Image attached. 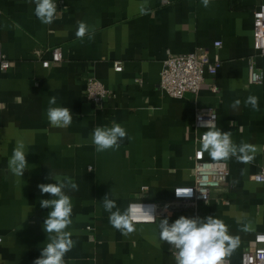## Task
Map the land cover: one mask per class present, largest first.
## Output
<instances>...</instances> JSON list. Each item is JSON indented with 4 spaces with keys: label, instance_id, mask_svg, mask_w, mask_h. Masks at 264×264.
I'll return each instance as SVG.
<instances>
[{
    "label": "crops",
    "instance_id": "crops-1",
    "mask_svg": "<svg viewBox=\"0 0 264 264\" xmlns=\"http://www.w3.org/2000/svg\"><path fill=\"white\" fill-rule=\"evenodd\" d=\"M56 2V18L45 25L30 0H0V57L10 62L6 71L0 65V264H32L39 257L50 209L40 207L39 201L49 196L38 185L68 178L78 191L65 190L73 204L66 230L74 241L65 264H176L171 245L159 238L158 219L133 223L136 230L124 236L110 224L101 200L112 189L117 208L129 217L131 202H169L177 187L192 186V158L201 148L195 117L209 109L217 112V128L230 131L234 144L256 149L249 153L254 158L248 164L234 157L221 160L230 171L226 186L213 190L195 211L173 207L169 222L181 215L219 218L229 235L239 237L225 259L241 264L242 254L264 233V184L252 180L264 168V83H249L250 59L264 72L253 36L254 11L264 0H209L207 7L202 0ZM81 21L91 39L76 37ZM219 41L221 49L215 47ZM53 49H61L63 62L45 68L43 61L51 60ZM198 50L220 55L217 74H205L197 96L170 97L160 87L167 53ZM115 63L123 71H116ZM90 78L99 80L112 99L103 105L90 102ZM249 95L259 98V111L245 106ZM52 96L55 106L72 110L70 126L49 123L46 109ZM236 99L241 104L232 108ZM113 123L124 127L127 137L118 150L97 153L94 128ZM18 139L28 151L23 177L8 169Z\"/></svg>",
    "mask_w": 264,
    "mask_h": 264
},
{
    "label": "clouds",
    "instance_id": "clouds-1",
    "mask_svg": "<svg viewBox=\"0 0 264 264\" xmlns=\"http://www.w3.org/2000/svg\"><path fill=\"white\" fill-rule=\"evenodd\" d=\"M35 4L34 14L37 19L45 25L51 24L56 18V0H30ZM205 7L209 0H202ZM76 37L83 40L86 35L91 39L88 25L85 22L78 23ZM241 104L239 99L232 102L231 107L237 108ZM245 106H250L254 111H259V98L249 95L244 101ZM46 116L53 127H68L72 123V110L57 105V97L52 96L48 100ZM197 124L201 128L208 129L203 133L201 151L207 152L213 161H227L232 157L239 163H251L256 149L247 143L236 145L231 140V132H223L216 128L210 120L203 119L202 114L197 115ZM127 137V132L120 124L113 123L112 126H97L92 133V143L97 153L109 149L118 150L121 142ZM28 151L23 140L18 139L8 160V169L16 177H23L28 170L26 156ZM221 165V169H223ZM245 170H241L243 175ZM49 180L51 175L49 173ZM238 181L233 180L235 185ZM38 188L42 195L48 194L49 198L39 201L42 209H50L47 217L43 220L42 229L46 233L45 247L40 249V255L34 259L32 264H65V255L74 247V241L70 238L71 233L66 229L72 224L73 204L66 191H78V185L70 178L57 180L55 183H41ZM177 197H191L193 190H175ZM112 189L105 194L101 202L109 215L110 224L122 235L127 236L134 232L135 226L130 222L127 213L122 214L116 206ZM145 216L156 221L157 205H142ZM113 209H116L113 211ZM164 211L167 216L158 219L159 238L162 242L171 245L176 264H224L227 256H230L239 244V237L228 234V229L222 220L215 216L186 217L181 215L173 222H169L171 212L165 205ZM245 230H247L245 228Z\"/></svg>",
    "mask_w": 264,
    "mask_h": 264
},
{
    "label": "built area",
    "instance_id": "built-area-1",
    "mask_svg": "<svg viewBox=\"0 0 264 264\" xmlns=\"http://www.w3.org/2000/svg\"><path fill=\"white\" fill-rule=\"evenodd\" d=\"M1 16V12H0ZM254 48L258 55L264 57V5L254 11ZM215 47L221 49L222 42H216ZM41 55L40 52H36ZM52 58L50 61H43V66L49 68L51 64L59 65L63 62V54L61 49H53L51 51ZM221 64L219 54L211 56L206 50H198L188 54L167 53V58L163 62V69L160 77V87L170 97L182 99L187 94L198 95L205 83V74L210 73L215 76ZM0 65L3 71L10 67V62L5 56L0 57ZM115 70L123 71L121 63H115ZM141 83V80H138ZM249 83L252 85H261L264 83V72L261 71L254 61H249ZM213 92L217 93L218 89L212 87ZM113 94L97 79L90 78L86 83V97L94 105H103L106 100L112 99ZM202 114L203 119L212 121L216 128L218 125V115L214 109L205 112H198L195 117V127L201 131L198 139L202 144L203 133L208 129L201 128L197 124V115ZM193 173L195 182L192 186H181L175 190H193L191 197L174 196L169 202L150 203L143 201H134L129 205V219L134 224H151L156 221L149 220L145 216V210L142 205H157V218L167 216L164 211L165 205L168 206V212L175 206H180L186 210L195 211L200 203L206 202L211 198L212 191L220 189L229 181L230 171L228 165L223 161H213L207 158L205 152L199 148L194 157ZM223 165V169H221ZM252 180L256 183L264 184V168L254 174ZM2 237L0 236V244ZM176 250L173 249V253ZM174 257V255H173ZM224 264H229L228 259L224 260ZM241 264H264V233H260L255 238V246L251 250H247L242 254Z\"/></svg>",
    "mask_w": 264,
    "mask_h": 264
}]
</instances>
